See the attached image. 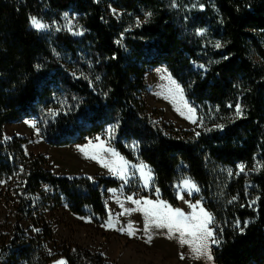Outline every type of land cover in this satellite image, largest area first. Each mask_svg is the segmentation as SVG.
<instances>
[{
    "label": "trees",
    "instance_id": "16d2710c",
    "mask_svg": "<svg viewBox=\"0 0 264 264\" xmlns=\"http://www.w3.org/2000/svg\"><path fill=\"white\" fill-rule=\"evenodd\" d=\"M68 10L81 15L82 35L50 38L30 26ZM159 65L198 107L197 132L149 107L145 74ZM29 117L58 146L114 125L116 148L131 160L126 142H136L171 205L178 179L197 182L214 216L217 264H264V0H0V177L16 178L17 215L32 223L12 226L0 264H115L72 243L48 250L50 208L106 220L105 194L121 182L55 174L25 152L26 138H4L5 124ZM239 164L246 171L226 181L222 166Z\"/></svg>",
    "mask_w": 264,
    "mask_h": 264
},
{
    "label": "rangeland",
    "instance_id": "374dc122",
    "mask_svg": "<svg viewBox=\"0 0 264 264\" xmlns=\"http://www.w3.org/2000/svg\"><path fill=\"white\" fill-rule=\"evenodd\" d=\"M111 11L115 15L120 13L115 9ZM35 18L47 27L36 29L30 20L31 28L50 38L60 30L74 36H80L85 31L81 15L75 11L64 12L58 21ZM145 82L144 96L157 120L192 132L203 127V117L198 107L187 99L182 85L165 65L149 68ZM14 135L26 138L23 144L25 152L28 155H42L46 166L55 174L85 175L91 178L105 176L121 182L120 186L109 188L105 194L108 209L106 220L92 214L89 209L85 214L73 213L66 203L48 210V219L53 229V239L47 246L51 253L56 246L72 243L101 253L115 264H217L212 255L215 245L212 243L215 239L214 216L207 209L197 182L190 176L178 179L173 184L178 206L171 205L162 197L153 169L141 159L136 142H126L133 155L131 160L116 148L114 125H108L101 133L80 143L58 146L49 144L43 137L38 120L29 117L17 123L5 124L4 138L8 140ZM245 171L243 164L221 168L226 181ZM121 175L125 178L122 179ZM185 181L190 184L186 185ZM15 182V177H0V250L9 239L14 224L18 223L24 228L32 226L23 215H17ZM191 184L196 187L192 188ZM176 209L183 214V217L177 219L187 226V230H177L175 225L171 229L166 226L170 212ZM204 213L211 217L208 228L212 230L213 236L208 238L195 227L205 219ZM109 224L112 226L109 227ZM35 230L32 228L29 234ZM181 238L187 242L182 243ZM205 245L207 254L195 251L199 248L203 253ZM59 261L67 264V259L62 256L55 257L50 264Z\"/></svg>",
    "mask_w": 264,
    "mask_h": 264
},
{
    "label": "snow or ice",
    "instance_id": "6c2138e0",
    "mask_svg": "<svg viewBox=\"0 0 264 264\" xmlns=\"http://www.w3.org/2000/svg\"><path fill=\"white\" fill-rule=\"evenodd\" d=\"M31 24L36 29H43V28L47 27L46 25L41 24L35 17H33L31 19ZM217 46H219V45H217ZM92 158L96 159L95 156H93ZM105 166H107V165H105ZM241 171H243V166H241ZM121 178L123 179L125 177L123 175H121ZM146 183H147V179H146ZM185 184L188 185V184H190V182L189 181H185ZM191 187L195 188L196 186L194 184H191ZM129 199H131V197H129ZM134 202L135 203H139V201H134ZM148 203H151V202L149 201ZM201 211L203 212V210H201ZM178 217H183V214L180 212L179 209H176L174 212H170L169 223L166 226L171 229L173 227V225H175L177 227V230H179L180 228H184L185 230H187V226L186 225H182L180 223V220L177 219ZM204 217H205V219L203 221H201L199 224H197L195 227L204 232L205 238L212 237L213 236V232H212V230L210 228H208V224L211 223V217L207 213H204ZM108 226L111 227L112 225L109 224ZM159 226H165V225H159ZM181 236L183 237V233L181 234ZM181 242L185 243L187 241H185V240H183L181 238ZM212 243H218V241L213 239ZM195 251L198 254H207V246L206 245L204 246L203 253L201 252V249H199V248L195 249ZM208 258L211 259L210 256ZM57 264H64V262L63 261H59V262H57Z\"/></svg>",
    "mask_w": 264,
    "mask_h": 264
}]
</instances>
